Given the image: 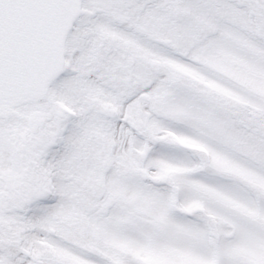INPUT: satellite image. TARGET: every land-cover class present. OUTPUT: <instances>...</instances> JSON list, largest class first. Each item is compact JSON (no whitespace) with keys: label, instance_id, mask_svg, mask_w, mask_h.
I'll return each mask as SVG.
<instances>
[{"label":"snow or ice","instance_id":"obj_1","mask_svg":"<svg viewBox=\"0 0 264 264\" xmlns=\"http://www.w3.org/2000/svg\"><path fill=\"white\" fill-rule=\"evenodd\" d=\"M0 264H264V0H0Z\"/></svg>","mask_w":264,"mask_h":264}]
</instances>
